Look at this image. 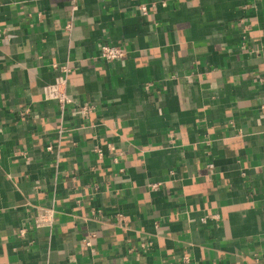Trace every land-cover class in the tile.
Here are the masks:
<instances>
[{"label":"crops","instance_id":"0c3cea01","mask_svg":"<svg viewBox=\"0 0 264 264\" xmlns=\"http://www.w3.org/2000/svg\"><path fill=\"white\" fill-rule=\"evenodd\" d=\"M263 104L264 0H0V264H264Z\"/></svg>","mask_w":264,"mask_h":264},{"label":"built area","instance_id":"2783aa9c","mask_svg":"<svg viewBox=\"0 0 264 264\" xmlns=\"http://www.w3.org/2000/svg\"><path fill=\"white\" fill-rule=\"evenodd\" d=\"M142 12L146 11L145 6H140ZM125 55V51L117 45H113L107 42H103L99 46V57L106 62H115L120 60ZM53 67L60 71L54 80L43 86V99L56 102L60 113L63 114L65 108L68 106L77 110L82 117H87L92 112L93 106L90 104H77V102L68 94L66 86L68 81V75L71 72L70 67L67 64H53ZM264 108V104L262 105ZM24 114L29 113V110H24ZM61 132V130L59 131ZM50 148V146H48ZM93 152L97 158H102L105 154L103 148L96 146ZM107 152L113 156V160L117 161L116 151L108 144ZM206 168L211 170L213 168L212 163L206 164ZM210 217L216 218V215ZM208 216H203L200 221L206 222ZM54 222V212L52 207L38 205L35 207V212L31 221V229H38L42 227H51ZM27 231V228L21 227L20 234L23 235ZM95 237V233H90L82 240L83 245L91 246V238Z\"/></svg>","mask_w":264,"mask_h":264}]
</instances>
